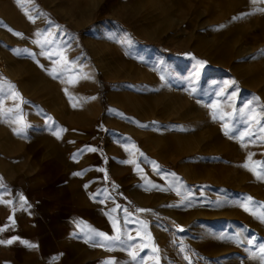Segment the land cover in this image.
<instances>
[{
  "label": "rangeland",
  "instance_id": "rangeland-1",
  "mask_svg": "<svg viewBox=\"0 0 264 264\" xmlns=\"http://www.w3.org/2000/svg\"><path fill=\"white\" fill-rule=\"evenodd\" d=\"M0 53V264H32L27 209L97 176L139 264H264V0H0Z\"/></svg>",
  "mask_w": 264,
  "mask_h": 264
},
{
  "label": "crops",
  "instance_id": "crops-1",
  "mask_svg": "<svg viewBox=\"0 0 264 264\" xmlns=\"http://www.w3.org/2000/svg\"><path fill=\"white\" fill-rule=\"evenodd\" d=\"M22 192L27 197L35 193L33 189ZM48 193V200L25 212L36 245L32 264H139L146 260L141 254L147 244L145 227L123 206L126 196L114 180L66 179ZM90 229L104 236L89 239Z\"/></svg>",
  "mask_w": 264,
  "mask_h": 264
},
{
  "label": "snow or ice",
  "instance_id": "snow-or-ice-1",
  "mask_svg": "<svg viewBox=\"0 0 264 264\" xmlns=\"http://www.w3.org/2000/svg\"><path fill=\"white\" fill-rule=\"evenodd\" d=\"M30 19H31V17H30ZM262 54H264V53H262ZM200 66H203V62L200 63ZM232 83L234 84L235 82L233 81ZM234 94L235 93H233V95ZM2 99H3V97H2V95H0V101H2ZM9 111H11V109ZM262 130H264V127H262ZM14 131H16V130H14ZM17 134L19 135L20 132L17 131ZM89 150L95 151V149H89ZM250 158L251 157H249V159ZM256 163L259 164V165H261L262 170H264V161H257ZM242 166L247 168L248 167V164L245 163ZM74 175H79V173H75ZM260 178H264V175H261ZM0 190L6 192L7 191V188L4 187L3 185H0ZM9 203H11V202H9ZM21 207H23V204L21 205ZM137 211L143 212V211H146V210H144V209H137ZM10 219H11V217H10ZM0 231H2V229H0ZM89 231L91 233H93V235L90 236L89 239H94L95 237H103L104 236L103 233L96 232L94 229H90ZM17 239H19V238L18 237H13V238L7 239V240L0 239V244H12L14 242V240H17ZM105 239H109V238H105ZM115 239H118V237H116ZM19 242L21 244L29 247V248H35L36 247L35 244H32V243L28 242L27 240H19ZM100 243H102V241ZM248 243H253V241L252 240H248ZM261 252H262V254H264V246L261 247ZM106 264H111V262H106Z\"/></svg>",
  "mask_w": 264,
  "mask_h": 264
},
{
  "label": "bare ground",
  "instance_id": "bare-ground-1",
  "mask_svg": "<svg viewBox=\"0 0 264 264\" xmlns=\"http://www.w3.org/2000/svg\"><path fill=\"white\" fill-rule=\"evenodd\" d=\"M76 27H78L79 26V24H76L75 25ZM95 60H96V65H97V68L98 69H101V70H104V64H103V60H101L100 59V57H98V56H96L95 57ZM7 69V68H6ZM105 72H106V74L108 75V77H109V74H110V72L108 71V70H105ZM190 107H191V105H190ZM192 111V110H191ZM98 112V111H97ZM97 115H98V113L96 114V117H97ZM77 117V116H76ZM98 117H99V115H98ZM100 119V118H99ZM221 135V134H220ZM156 142V141H155ZM154 142V143H155ZM190 146V145H189ZM231 146V145H230ZM182 147V146H181ZM237 148H238V146H237ZM183 150V149H182ZM224 155V154H223Z\"/></svg>",
  "mask_w": 264,
  "mask_h": 264
},
{
  "label": "built area",
  "instance_id": "built-area-1",
  "mask_svg": "<svg viewBox=\"0 0 264 264\" xmlns=\"http://www.w3.org/2000/svg\"><path fill=\"white\" fill-rule=\"evenodd\" d=\"M7 68V62L3 55L0 53V82L3 79Z\"/></svg>",
  "mask_w": 264,
  "mask_h": 264
},
{
  "label": "trees",
  "instance_id": "trees-1",
  "mask_svg": "<svg viewBox=\"0 0 264 264\" xmlns=\"http://www.w3.org/2000/svg\"><path fill=\"white\" fill-rule=\"evenodd\" d=\"M101 95H102V97H103V95H104V88L101 89ZM103 98H104V97H103Z\"/></svg>",
  "mask_w": 264,
  "mask_h": 264
}]
</instances>
